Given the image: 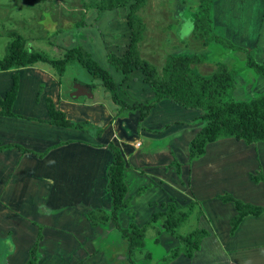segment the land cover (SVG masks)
<instances>
[{
	"label": "rangeland",
	"instance_id": "374dc122",
	"mask_svg": "<svg viewBox=\"0 0 264 264\" xmlns=\"http://www.w3.org/2000/svg\"><path fill=\"white\" fill-rule=\"evenodd\" d=\"M231 1L226 7L233 12L231 15L232 21L237 22L236 26H232L233 29H236L234 31L247 32L245 29H247L248 24L252 26L258 25L256 14L259 0ZM199 5V0H147L146 6L138 12V16L144 20L146 25L144 40L140 44L141 58L148 61L161 72L169 55H205L206 58L203 63L192 66L193 71L202 76H210L218 71L221 65H226L231 71H236L237 76L235 78L237 83H235L231 94L234 100H249L264 93V78L246 65L247 56L244 52L231 50L219 43L207 45V40L202 37L200 31H194L193 23ZM106 20L107 15L105 13H100L95 9H84L80 0H0V60L6 55L7 46L13 39L11 33H17L23 36L26 40V47L30 50L42 51L52 58H59L63 56L67 49L64 47H72L69 45L70 41V43L73 42L77 46L84 47L105 66L107 65L106 52L99 26L105 23ZM214 33L216 32L214 31ZM221 37L226 40L229 39L224 36ZM228 41L231 42L230 39ZM253 41L254 38L251 35L242 39V36L236 33L234 34V42L232 41L231 43L240 47L236 43L250 45ZM260 48L262 53L258 52L256 56L264 54V47L260 46ZM29 68L0 72V96H4L6 91L11 88L12 75L17 72L22 78L20 84L21 103L17 105L21 107V110H24V104H28L34 98L33 102L36 104L43 102L46 108L44 107L42 111L47 114L46 99L49 98V93L60 84L57 77H54L56 79L53 80L55 81L54 84L49 85L50 82L47 81L46 74L34 70L36 67L34 69ZM38 68L44 70L42 67ZM110 72L117 82L118 103L113 99L112 91H106L100 80L94 79L91 74L76 64L68 66L66 73L60 79L62 95L75 104L77 100H72V94L76 91V87H85L84 85L93 83L95 85L93 91L88 90L93 95V98L82 96L78 101L86 103L100 102L109 107L114 118L118 115L122 117V130H130L133 122L135 129L138 131L140 111L133 112L128 108H124V106L126 104L131 106L136 101H151L154 97L151 86L144 80V75L140 71L134 72L126 82L123 81L124 76L121 72L112 68ZM51 76L53 77V75ZM31 93L34 95H29ZM38 95L39 101L37 100ZM157 107L166 116V120L175 118V123L171 125L172 129L169 131L171 136H165L162 141L158 142L159 145H162L158 149H160L161 155H165V146L169 145L174 150L171 153L172 159H178L180 162V158L189 154L187 136L190 135L188 132L194 128H192L193 124H188L187 128L182 126V120L189 123L191 119V116L183 117L182 115H186L189 111L192 113L196 111L199 116L201 112L185 109L170 101H164ZM134 116L138 117L137 122L132 119ZM72 120L76 121V119ZM195 123L199 124V118L195 120ZM87 125L90 136L95 138L101 136L97 135L99 130L103 131L100 128L108 124L103 125L89 121ZM138 132L142 136V128H139ZM3 135L0 131V145L7 144ZM137 135L136 133L134 136ZM141 138L144 144L142 150L147 151L149 145H147L144 137ZM32 150H35V147ZM8 153H0V159L8 155ZM33 158H35V155ZM81 160L79 158V162ZM164 162H168V158L164 159ZM7 163L0 160V264H26L30 257L29 251L38 241L39 233L42 234V239L38 242L39 264H77L81 260L80 264H129L125 256V250L124 253H118L120 248H123L120 245L121 242L119 243L120 238L115 236L119 233L115 231V234L111 235V239L108 241L100 243L98 240V248H96L95 238H93V241H88L90 238L92 239L90 235L96 232L95 230L94 232L90 230L92 227L87 218L73 211V208L77 206L57 211L55 208L57 203L54 202L55 196L50 194L47 187L44 193L40 192V188L39 191L35 189L33 192H23L19 188L20 186L15 187V185L22 183L25 187L28 184L29 175L21 182H18L21 179L17 177V174L14 173L13 175V170L10 174L11 176L5 175L4 170L7 167ZM52 165L54 164L52 163ZM17 166L14 162V169ZM9 167L13 169L10 163ZM26 168L30 169L29 166ZM180 168L175 164L170 166V169L176 172L178 178L181 179L180 183H182L185 172ZM144 182L139 179L137 182L131 183L129 185L131 188L130 193ZM164 188L168 192H177L175 200L178 204H186L191 200L197 199L190 195V197L187 196L186 193L175 187L164 186ZM224 193L226 192L222 191V194ZM165 194L166 192L164 191L151 190L147 191L142 198H137L139 197L137 195L133 197V200L131 198L129 207L119 216L121 227H128L130 214L133 215L134 222L140 228L146 227L154 213L165 210L164 206L161 209V204L163 202L167 203L168 200ZM170 194L172 195V193ZM201 194L208 196V194L202 192ZM42 197L44 198L43 201L41 200ZM149 201L152 203L150 204ZM214 201L216 200L213 199L210 203L206 201L203 205L204 209L206 208L208 211L210 204ZM199 220H197L195 214L192 215L187 223L182 224L178 228V233L187 235L189 232L199 228L204 229L205 227L200 225ZM220 221H223V219H220ZM205 222L208 224L209 220L206 219ZM159 225L160 227L158 228H146L145 244L142 249H139L134 254L137 264H167L165 263V257L178 246V239L164 229L161 219ZM72 226L74 231L77 232L76 234L67 232L65 228H71ZM67 235L70 237L65 238ZM75 235L79 236L81 240L78 242V247L90 244L93 250L98 251L99 249L100 251L91 256L92 252L87 254L86 250L83 249L85 256L79 258L77 253L81 256V252H78L74 247L68 249V246H66L67 244L70 246L75 245L71 241ZM215 255L220 257L218 253ZM211 262V264H230L223 261L222 258ZM173 263L174 261L170 264ZM236 264H264V246L254 247L243 254L237 255Z\"/></svg>",
	"mask_w": 264,
	"mask_h": 264
},
{
	"label": "crops",
	"instance_id": "0c3cea01",
	"mask_svg": "<svg viewBox=\"0 0 264 264\" xmlns=\"http://www.w3.org/2000/svg\"><path fill=\"white\" fill-rule=\"evenodd\" d=\"M230 2L232 1L219 0L214 5L211 13L213 31L220 37L229 38L231 42H234V34L236 33L240 34L242 39L245 36L249 37L251 35L254 41L250 45L236 44L248 49L258 63L264 64V54L256 56L258 52L262 53L260 46L264 47L263 1L259 0L258 4V12L256 14L258 25L252 26L248 24L247 29H245L247 32L234 31L236 29H233L232 26H236L237 22L232 21L231 15L233 12L226 7ZM69 45L72 47L76 46L73 42L70 43V41ZM64 48L70 47L66 46ZM29 69H34V67ZM34 70L46 74L47 81L50 82L49 85L54 84L55 81L53 80H56L54 79L55 76L53 75L52 77V74L48 70H41L38 67ZM20 79L22 80V78ZM57 80L60 85L56 86L49 93V97L52 98L57 109L66 113L68 119H76L75 122L84 123V129L61 128L46 123L45 121L49 120V115L48 112L44 114L42 111L45 105H43L42 101L37 104L34 103V98L28 104H24V110H21V107L17 105L21 103V86L13 111L18 115L33 120L0 117V131L4 134L3 138L7 141V144L16 143L34 153L45 154L43 159H39L36 156L35 158L37 159H35L33 158L34 154H23L15 149L6 151L9 152L8 155L1 157V161L9 162L10 166L13 167L11 169L9 163H7V167L4 170L5 175H10L13 170V175L15 173L21 179L18 182H21L29 175L28 184L25 187L22 183L15 185V187L20 186L19 188L23 192H33L35 189L39 191L40 188V192L44 193L47 187L50 194L55 196L54 202L57 203L55 205L57 211L77 206L73 208V211L83 215L85 218L94 209L110 210L112 208V198L107 189V171L113 162V155L108 151L107 145L113 143L121 149L125 157L128 196L132 200L136 195L139 196L137 198H142L147 191L154 190L166 192L165 196L168 197L167 202L170 200L176 202L175 194L177 192H168L164 188V186H168L170 188L175 187L194 199L197 198L198 200L195 199L190 202L199 201L202 203V207L206 201L210 203L217 195H222V191L226 193L231 192L236 198L244 202L264 206V184H255L251 180V174L256 172L259 164H261L264 171L263 143L248 146L234 139L221 140L210 144L207 147L205 157L191 165L188 164L189 154L183 156L180 158V162L178 161L182 165L181 170L185 172V177L182 179V183H180L181 179L178 178L174 170L170 169V165L175 160H178L172 159L171 153L174 150L167 145L165 146V155H161L160 149H158L162 146L158 142L162 141L165 136H171L169 131L172 129L171 125L175 123V118L166 120L163 112L158 107H155L150 117L141 126L142 136H140V132L135 129L136 127L133 122L131 123L130 130H122V117L118 115L114 118L109 107L100 102L86 103L78 101L81 96L78 98L73 97L72 100L77 101L75 104L71 103L62 95L61 80L58 78ZM84 86L88 89L86 85ZM29 95L32 96L34 94L31 93ZM182 116H191L189 123L182 120L184 128H187L188 124H193L192 128H194L188 132L190 135L187 136L190 143L202 127L200 121L199 124L195 123V120L201 114L198 116L196 111L194 113L189 111V113ZM132 119L137 122L138 117L134 116ZM89 121L108 125L100 128L103 129L100 137L93 138L87 130V123ZM134 133L138 135L134 136ZM141 137H144L147 145H149L147 151L142 150L144 144ZM138 144L140 145L137 146ZM33 147H35V150H32ZM6 152L4 153L6 154ZM79 158L82 159L80 162ZM166 158H168V162H164ZM14 162L15 165H18L16 169H14ZM28 166L30 169L26 168ZM139 179L145 182L130 193L131 188L129 185L137 182ZM144 186L147 188L141 194H138V191ZM221 189L223 190L220 191ZM201 192L208 194V196H204ZM41 200L43 201L44 198L42 197ZM149 203L151 204L152 202L149 201ZM163 203L161 204V209L163 208ZM179 204L186 205L185 203ZM203 210L205 211L203 217L199 220L200 225L209 231L210 236L203 240L201 249L196 252L194 258L189 259L180 256L173 264H211V261L218 258H222L223 261L230 264H236L237 255L243 254L248 249L264 246V214L260 217H246L235 233V236L230 237V221L236 214L234 204L216 200L210 204L208 211L204 207ZM206 219L209 220L208 224L205 222ZM220 219H223V221H220ZM65 228L69 233H77L74 231L73 226ZM90 230L92 232L95 230L96 233H92L90 235L92 239L90 238L88 241H93V238H95L96 248H98V240L100 243L108 241L111 239L110 236L115 234V231L119 233L115 236L116 238H120L119 243L121 242L120 245L123 248H120L118 253H124L125 250L127 255V241L123 238V240L121 239L122 235L113 223L100 225L95 227V229L92 227ZM67 237L70 236L67 235L65 238ZM67 241L69 242V240ZM71 241L75 245L70 246L67 244L66 246H68V249L74 247L78 252H81V256L77 253L79 258L85 256L83 249L86 250L87 254L92 252L91 256L100 251L99 249L98 251L93 250L90 244L78 247V242L81 240L77 235ZM216 253L220 254V257H217ZM81 262L82 260L77 264Z\"/></svg>",
	"mask_w": 264,
	"mask_h": 264
},
{
	"label": "trees",
	"instance_id": "16d2710c",
	"mask_svg": "<svg viewBox=\"0 0 264 264\" xmlns=\"http://www.w3.org/2000/svg\"><path fill=\"white\" fill-rule=\"evenodd\" d=\"M80 1L84 9H95L107 15L106 22L99 26L104 40L107 65L104 66L91 52L80 45L67 48L63 56L59 58H52L42 51L30 50L26 47V40L23 36L11 33L13 39L7 46L6 55L0 60V72L42 67L61 79L68 66L76 64L91 74L94 79L100 80L106 91H112L113 99L117 102L118 86L110 69L121 72L125 82L134 72L140 71L144 75V80L150 84L154 97L151 101H136L131 106L127 104L124 106L133 112L140 111L139 128L150 117L153 109L164 101L201 112L198 118L202 123V128L189 143L188 164L190 165L205 157L210 144L221 140L234 139L248 146L264 143V93L249 100H234L231 94L235 87L236 71H231L226 65H221L213 75H199L193 71L192 66L203 63L205 55H169L161 72L141 58L140 44L144 40L146 25L144 20L138 16V12L146 6L147 0ZM218 1L199 0L200 5L193 23L194 31H200L202 37L207 40V45L219 43L231 50L244 52L247 56L246 65L264 78V64L258 63L248 49L235 46L214 33L211 13ZM262 1L264 3V0ZM20 78L19 73H13L11 88L4 96H0V117L33 120L13 111L19 94ZM86 86L90 91H93L95 87L93 83L86 84ZM37 100L39 101V95ZM46 103L49 115L46 123L61 128L84 129V123L68 119L65 112L57 109L52 98H47ZM102 133L103 131L99 130L97 135L100 136ZM15 149L23 154H34L39 159L45 157L44 153H34L18 144L0 145V153ZM107 149L113 155V162L107 171V189L112 198V208L91 210L87 214L90 225L95 228L113 223L122 238L127 241L126 258L129 264H137L134 254L145 244L146 228L160 227L161 219L164 229L174 235L179 242L178 246L165 257V263L170 264L182 255L189 259L194 258L196 252L201 249L203 240L210 236L209 231L199 228L187 235H181L178 233V228L187 223L192 215L195 214L197 220L204 215L202 203L192 201L186 205H180L174 200L163 203L165 210L154 213L144 228H140L134 222L133 215L128 210L130 223L128 227L122 228L119 216L129 207L131 201L126 183L127 164L119 147L110 143ZM173 164L182 168L178 160H175ZM251 180L255 184H264L261 164L257 172L251 174ZM146 188V186L142 187L138 194ZM215 199L223 203H232L235 206L236 214L230 221V237L235 236L246 217H260L264 214V206L244 202L231 193L217 195ZM41 235L39 233L38 241L30 249V257L26 264H39L38 242L42 239Z\"/></svg>",
	"mask_w": 264,
	"mask_h": 264
},
{
	"label": "water",
	"instance_id": "95a60500",
	"mask_svg": "<svg viewBox=\"0 0 264 264\" xmlns=\"http://www.w3.org/2000/svg\"><path fill=\"white\" fill-rule=\"evenodd\" d=\"M81 96H88L93 98V95L90 94L86 87L77 86L76 91L72 94V97H81Z\"/></svg>",
	"mask_w": 264,
	"mask_h": 264
}]
</instances>
